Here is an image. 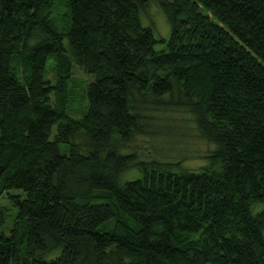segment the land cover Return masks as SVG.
Segmentation results:
<instances>
[{"label":"trees","instance_id":"1","mask_svg":"<svg viewBox=\"0 0 264 264\" xmlns=\"http://www.w3.org/2000/svg\"><path fill=\"white\" fill-rule=\"evenodd\" d=\"M146 1L0 0V264H264V0H161L163 51ZM141 106L195 117L200 172L123 154Z\"/></svg>","mask_w":264,"mask_h":264},{"label":"rangeland","instance_id":"2","mask_svg":"<svg viewBox=\"0 0 264 264\" xmlns=\"http://www.w3.org/2000/svg\"><path fill=\"white\" fill-rule=\"evenodd\" d=\"M161 0H147L144 10L140 11V19L143 27L152 28L154 36L158 43L155 45L156 51H163L171 38L172 27L168 17L160 6ZM171 1V0H169ZM65 12V9L62 10ZM64 18V17H63ZM64 22V20H62ZM165 41V42H162ZM74 80L88 84L92 78L83 71L74 68ZM49 79L54 82V74L51 73ZM82 85L81 83H79ZM73 83L70 84V87ZM140 114L144 117L143 129L150 132L148 135L137 136L132 149L124 151L123 154H130L137 151L140 159L148 162L154 160L160 162H178L182 161L181 168L192 172H200L201 168L207 163L204 158L208 151L214 149L201 141L197 135L195 117L184 111L171 113H159L155 106L140 107ZM73 118L82 116V105H74L71 110ZM149 118V119H148ZM56 129V128H54ZM142 173L137 170H131L121 176V182L137 179ZM2 204L7 206L8 200L2 199ZM264 206L254 205L252 212L254 215L262 211ZM15 211L8 218L7 226L13 225ZM264 233V231H263Z\"/></svg>","mask_w":264,"mask_h":264}]
</instances>
